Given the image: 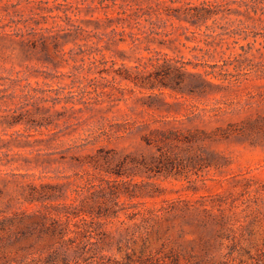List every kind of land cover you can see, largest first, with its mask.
<instances>
[{"label":"rangeland","instance_id":"obj_1","mask_svg":"<svg viewBox=\"0 0 264 264\" xmlns=\"http://www.w3.org/2000/svg\"><path fill=\"white\" fill-rule=\"evenodd\" d=\"M0 264H264V0H0Z\"/></svg>","mask_w":264,"mask_h":264},{"label":"trees","instance_id":"obj_2","mask_svg":"<svg viewBox=\"0 0 264 264\" xmlns=\"http://www.w3.org/2000/svg\"><path fill=\"white\" fill-rule=\"evenodd\" d=\"M39 198L40 199H38V200H40V201L44 200V197H42V196H39ZM39 218H40L39 220L33 221L32 225L30 227L31 231L38 230L41 233L52 232L53 235L62 234V228H60L61 223H59V220L53 219L49 223L48 221L50 219H49L48 214H42L41 216H39ZM61 237H63V236H61Z\"/></svg>","mask_w":264,"mask_h":264}]
</instances>
